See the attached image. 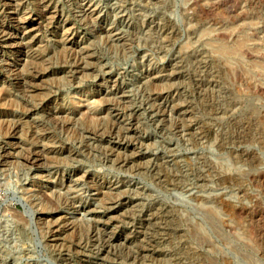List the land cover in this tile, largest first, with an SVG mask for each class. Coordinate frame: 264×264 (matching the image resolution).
Masks as SVG:
<instances>
[{
	"label": "rangeland",
	"instance_id": "1",
	"mask_svg": "<svg viewBox=\"0 0 264 264\" xmlns=\"http://www.w3.org/2000/svg\"><path fill=\"white\" fill-rule=\"evenodd\" d=\"M0 9V264H264V0Z\"/></svg>",
	"mask_w": 264,
	"mask_h": 264
},
{
	"label": "bare ground",
	"instance_id": "2",
	"mask_svg": "<svg viewBox=\"0 0 264 264\" xmlns=\"http://www.w3.org/2000/svg\"><path fill=\"white\" fill-rule=\"evenodd\" d=\"M64 1V0H63ZM10 3V2H9ZM41 4V3H40ZM35 5V4H34ZM76 5V4H75ZM11 6V5H10ZM43 7H45V6H43ZM96 6H93V5H91V4H86V5H84L83 7H82V9H81V11H80V13H81V15L84 17L83 18V20L86 18V19H92V18H94L95 17V15H97L98 16V11H97V9L95 8ZM36 8V7H35ZM39 8V7H38ZM42 9V8H41ZM46 9V8H45ZM1 10V9H0ZM36 10V9H35ZM49 11V10H48ZM5 13V12H4ZM36 13V12H35ZM47 12L45 11V10H42V11H40V12H37L36 14H34L33 15V17H29V21L28 22H24V23H22V24H20L19 26H18V29L20 30V32L19 33H17V34H15V36H14V38L13 39H11V41L12 40H14L13 41V43L12 42H10L11 44L9 45L10 46V48L13 50V52L15 53V55L16 54H19V53H21L22 52V50L21 49H23V48H26L27 46H29V43H23V40L25 39V37H28V36H30L31 34H34V32L35 31H37V26L40 24V15L42 14V15H44L45 16V14H46ZM79 14V13H78ZM101 14V13H100ZM21 15V14H20ZM28 15H30V14H28ZM46 15H48V14H46ZM80 15V14H79ZM25 16V15H24ZM35 16V17H34ZM22 18V17H21ZM58 19V18H57ZM16 20V19H15ZM24 20V19H23ZM49 21V20H48ZM22 22V21H21ZM48 24V23H47ZM90 24V23H89ZM12 25V24H11ZM46 26V25H45ZM91 29V28H90ZM111 31H113V30H111ZM16 32V31H15ZM67 35V34H66ZM32 36H34V35H32ZM107 36V35H106ZM95 37V36H94ZM119 37V36H118ZM32 38V37H31ZM27 40H31L30 38L29 39H27ZM59 40V39H58ZM105 40V39H104ZM8 41V40H7ZM9 42V41H8ZM28 42H30V41H28ZM40 43V42H39ZM127 43V42H126ZM244 43V42H243ZM9 44V43H8ZM43 44V43H42ZM122 44V43H121ZM112 45V44H111ZM238 45V44H237ZM6 46V45H5ZM86 46V45H85ZM109 46H110V44H109ZM84 47V46H83ZM129 47V46H128ZM62 49V48H61ZM26 50V49H25ZM214 50V49H213ZM237 50V49H236ZM57 51V50H56ZM83 51V50H82ZM128 51V50H127ZM25 52V51H24ZM69 54V53H68ZM89 54V53H88ZM214 54V53H213ZM25 55V54H24ZM59 55V54H58ZM73 55V54H72ZM71 55V56H72ZM19 59H18V61L20 60V61H23V57L24 56H22L21 54H19ZM229 56V55H228ZM63 57V56H62ZM37 58V57H36ZM72 58V57H71ZM31 59H32V56H31ZM60 59V58H59ZM85 59V58H84ZM14 60V59H13ZM32 60H34V58L32 59ZM72 60H74V59H72ZM27 61V60H26ZM29 62V61H28ZM42 62H43V60H42ZM73 62V61H72ZM78 62V61H77ZM32 63V62H31ZM34 63V62H33ZM71 63V62H70ZM74 63V62H73ZM22 64V63H21ZM27 64V63H26ZM25 64V65H26ZM34 64H36V63H34ZM77 64V63H76ZM24 65V66H25ZM34 68V67H33ZM25 69H26V67H25ZM79 70V69H78ZM29 71V70H28ZM35 71V70H34ZM39 71V70H38ZM74 71V70H73ZM90 75V74H89ZM6 76H8V75H6ZM21 77V76H20ZM38 77H40V75H38V74H34V77L33 78H38ZM79 77V76H78ZM83 78V77H82ZM20 80V79H19ZM21 80H24V79H21ZM31 80V79H30ZM45 80V79H44ZM113 80V79H112ZM150 80V79H149ZM21 83V82H20ZM26 84V83H25ZM33 84V83H32ZM39 84V83H38ZM76 84V83H75ZM111 84V83H110ZM115 84V83H114ZM156 84V83H155ZM24 85V84H23ZM30 85V84H29ZM34 85V84H33ZM78 85V84H77ZM169 85H170V83H169ZM154 86V85H153ZM38 87V86H37ZM155 87V86H154ZM160 87V86H159ZM9 88V87H8ZM172 88V87H171ZM164 89V88H163ZM151 90H153V89H151ZM1 92H2V90H0ZM156 92V91H155ZM5 93V92H4ZM22 95V94H21ZM41 95H43V94H41ZM40 95V96H41ZM129 95V94H128ZM37 96V95H36ZM43 98V97H42ZM108 100V99H107ZM113 101V100H112ZM38 103H40V102H38ZM116 104V103H115ZM1 105V104H0ZM17 106V105H16ZM128 106V105H127ZM160 106V105H159ZM38 107V106H37ZM35 108V107H34ZM124 108H126V107H124ZM119 109V108H118ZM23 111V110H22ZM129 114V113H128ZM162 114V113H161ZM18 116V115H17ZM94 117V116H93ZM135 117V116H134ZM85 118V117H84ZM90 118V117H89ZM138 118V117H137ZM48 119V118H47ZM63 119V118H62ZM94 118H92V120H93ZM97 119V118H96ZM120 119V118H119ZM118 119V120H119ZM46 120V119H45ZM91 120V121H92ZM100 120V119H99ZM66 121H68V120H66ZM85 121H87V120H85ZM113 121V120H112ZM137 121V120H136ZM93 122H95V121H93ZM115 123H117V125H118V121H114ZM56 123V122H55ZM87 123V122H86ZM54 124V123H53ZM97 124V123H96ZM3 125V124H2ZM56 125V124H55ZM61 125V124H60ZM100 125H102V124H100ZM116 125V126H117ZM4 126V125H3ZM57 126V125H56ZM64 126V125H63ZM89 127V126H88ZM97 127V126H96ZM99 127V126H98ZM104 127V126H103ZM122 127V126H121ZM67 128V127H66ZM104 129H105V127H104ZM103 129V130H104ZM114 129V128H113ZM60 130V129H59ZM64 130V129H63ZM87 130H88V128H87ZM114 131V130H113ZM90 132V131H89ZM106 132V131H105ZM5 133V132H4ZM14 133V132H13ZM21 133V132H20ZM57 133V132H56ZM116 133V132H115ZM115 133H110V134H108V135H113V134H115ZM69 134V133H68ZM94 134V133H93ZM5 135V134H4ZM15 135V134H14ZM71 136H72V134H71ZM124 136H126V135H124ZM79 138V137H78ZM108 138V137H107ZM46 139V138H45ZM115 139V138H114ZM83 140V139H82ZM115 140H117V139H115ZM37 141V140H36ZM118 141V140H117ZM5 142V141H4ZM11 142V141H10ZM130 142V141H129ZM139 142V141H138ZM14 143V142H13ZM9 144V143H8ZM47 144V143H46ZM140 145V144H139ZM146 145V144H145ZM119 146V145H118ZM3 147V146H2ZM1 147V148H2ZM80 147V146H79ZM122 147H124V146H122ZM104 148V147H103ZM110 149V148H109ZM123 149V148H122ZM3 150V149H2ZM8 150V149H7ZM47 150V149H46ZM120 151V150H119ZM89 152V151H88ZM87 152V153H88ZM32 153V152H31ZM115 153V152H114ZM133 153V152H132ZM4 154V153H3ZM7 154V153H6ZM33 154V153H32ZM129 154V153H128ZM37 155V154H36ZM36 155H30V154H28V155H26L25 156V160L27 161V162H30V163H33V164H35L37 161H38V157L39 156H36ZM135 155V154H134ZM23 157V156H22ZM54 159V158H53ZM52 159V160H53ZM59 160V159H58ZM61 161V160H60ZM59 161V162H60ZM144 161V160H143ZM37 163H39V162H37ZM44 163V162H43ZM149 163V162H148ZM21 164V163H20ZM45 164V163H44ZM147 164V163H146ZM29 165V164H28ZM36 165V164H35ZM38 165V164H37ZM52 165V164H51ZM54 165V164H53ZM59 165V164H58ZM62 165V164H61ZM64 165V164H63ZM46 171V170H45ZM34 175V174H33ZM34 177V176H33ZM78 177V176H77ZM66 178V177H65ZM92 179V178H91ZM91 181V180H90ZM71 182V181H70ZM98 187V186H97ZM107 195V194H106ZM114 195H115V193H114ZM62 199V198H61ZM64 203V202H63ZM69 205V204H68ZM133 205V204H132ZM111 206V205H110ZM113 208H115V205H113L112 207H110V209H113ZM115 210V209H114ZM91 211V210H90ZM111 213V212H110ZM117 217V216H116ZM100 218V217H99ZM106 220V219H105ZM105 220L103 221V222H105ZM107 221V220H106ZM177 221V220H176ZM51 222V221H50ZM53 223V222H52ZM107 224V223H106ZM128 226V225H127ZM105 228V227H104ZM96 230V229H95ZM77 231V230H76ZM120 231V230H119ZM77 233V232H76ZM77 235V234H76ZM79 235V234H78ZM107 236V235H106ZM137 236V235H136ZM76 237V236H75ZM120 238V237H119ZM105 240V239H104ZM107 240V239H106ZM124 240V239H123ZM71 241V240H70ZM139 242H140V240H139ZM111 244V243H110ZM123 245H124V243H123ZM129 246H130V244H129ZM128 246V247H129ZM122 248V247H121ZM130 248V247H129ZM92 249V248H91ZM131 249V248H130ZM78 251V250H77ZM104 251H105V249H104ZM108 251V250H107ZM127 253V252H126ZM132 255V254H131ZM119 256V255H118ZM143 259V258H142ZM105 260V259H104ZM143 261V260H142ZM132 262V261H131ZM100 263V262H99Z\"/></svg>",
	"mask_w": 264,
	"mask_h": 264
}]
</instances>
